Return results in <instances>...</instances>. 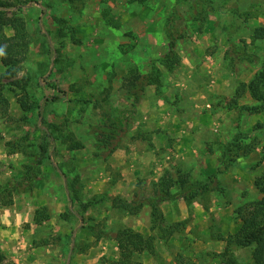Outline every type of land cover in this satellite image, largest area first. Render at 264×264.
I'll list each match as a JSON object with an SVG mask.
<instances>
[{
  "label": "rangeland",
  "instance_id": "obj_1",
  "mask_svg": "<svg viewBox=\"0 0 264 264\" xmlns=\"http://www.w3.org/2000/svg\"><path fill=\"white\" fill-rule=\"evenodd\" d=\"M19 19L28 49L18 51L15 74L0 80V264H117L106 252L112 243L118 249L116 237L127 229L122 215L140 213L119 203L147 202L139 179L131 202L130 192L108 189L122 178L115 163L132 154V172L147 148L158 181L165 172L175 176L178 163L191 160L184 117L193 108L211 120L191 137L212 138L193 148L196 162L215 163L212 143L223 136L214 146L218 166L223 147L244 134L230 157H248L242 154L254 144L261 151L254 169L264 168V109L243 111L261 105L249 94L234 102L239 84L264 67V0H0V40L14 36ZM171 39L180 64L167 71L161 61ZM155 69L162 85L138 91L134 78L153 80ZM51 98L60 100L42 103ZM174 225L164 220L163 239Z\"/></svg>",
  "mask_w": 264,
  "mask_h": 264
},
{
  "label": "crops",
  "instance_id": "obj_2",
  "mask_svg": "<svg viewBox=\"0 0 264 264\" xmlns=\"http://www.w3.org/2000/svg\"><path fill=\"white\" fill-rule=\"evenodd\" d=\"M192 89L188 93H191ZM193 100L191 99L190 101L193 102ZM202 112L198 111L197 108H193L191 113L185 115L184 124L187 134L191 131L190 134L192 133L193 136L198 130L208 128L205 124L207 121L210 123L211 120L208 113ZM201 122L204 124L203 127L201 126ZM176 125L173 128V130L176 129L175 131L178 130ZM188 137L189 135L184 140V149L191 160L182 164L183 166L181 163H178L177 166L182 170L184 169V172L190 173V180L196 178L202 181V179H205L217 168L218 162L216 159H218V155H216L217 151L214 149V146L218 147L216 143L219 141L225 143L227 138L225 139V137L220 136L217 137V140H214V143L211 142L215 163L210 160L211 165L206 163L201 166L200 162L195 161L193 148L204 137L208 140L212 138L210 139L207 133L201 134L197 141ZM201 143L206 144L205 141H200ZM144 151L147 153V148ZM145 153H143L144 156L138 157L141 161H139V165L132 172L130 170L132 169V164L136 162L135 156L129 153L127 155L123 154L120 163H115V167L121 171L122 178L113 185L114 187L108 188L116 194L123 195L125 193L127 198L130 197V192L131 197L128 202H131L134 196L132 192L135 188L134 182H137V179L142 181V188L138 193L140 196L146 197L145 202L147 203L144 202L145 204L140 210L138 217H125L123 214L120 223L122 227H126L144 237L153 236L155 238V255L146 253L133 254L131 262L136 264H176V259L179 255L184 264H221V260L217 256L224 252L226 244L217 240V237L223 236L227 238L236 234L241 228V223L235 219V209L245 204V202L261 199V196L254 187V181L263 173L264 168L256 167L254 169L253 166L260 161L261 151L256 149L248 157L237 159L235 166L230 167L218 177L221 192L205 194L188 203H185L182 199L159 203L162 218L168 224H177L188 220L184 228H181L173 233L172 236L165 239L158 238L159 236L156 232L151 231V208L148 202L153 200V184L158 181L159 176L152 170L153 165L150 163L151 156ZM210 153L209 149L207 153L209 159ZM262 164L264 166V162ZM177 191V188H174L171 192L174 194ZM115 211L118 210L112 208L110 211L113 219L114 216H117V214H114ZM7 232H9V235L12 234L8 230ZM109 247H112L113 252L109 248V251L106 252V254L109 253L107 257L111 259L112 263H117L120 258L119 250L114 243L111 246L109 245ZM233 253L240 264L252 263L251 248L236 249Z\"/></svg>",
  "mask_w": 264,
  "mask_h": 264
},
{
  "label": "trees",
  "instance_id": "obj_3",
  "mask_svg": "<svg viewBox=\"0 0 264 264\" xmlns=\"http://www.w3.org/2000/svg\"><path fill=\"white\" fill-rule=\"evenodd\" d=\"M16 21V20H15ZM18 22L14 24L11 23L15 34L12 38L2 37L0 40V51L3 52L2 55V65L7 69L6 75L0 77V80L3 78H7L10 74H15L16 64L20 63L19 53L18 51L22 49V52H27L28 43H27V35L24 31L25 24L22 20H17ZM49 55L52 59V65L56 63L55 51L49 45ZM169 51L167 56L161 61V65L167 69V71H171L174 67L180 64V58L177 56L176 42L174 40H170L169 43ZM155 76L153 80L151 76H136L134 78L135 81H140V89L138 91L143 92L145 86L155 85L160 87L162 85L161 82V73L158 69L154 70ZM138 85V87H139ZM141 85L144 86L141 88ZM245 94H249L251 99L254 101L261 103L260 106L256 107H245L243 111L258 113L264 109V67L260 72L256 73L253 79L249 84H239L236 90V97L234 102L237 99L243 97ZM0 98L3 100L1 91ZM60 100V98H51L50 100L45 99L42 103L46 104L49 101L56 102ZM21 109L24 113H27V108L24 105V102H19ZM40 107H37L40 110ZM38 129H41L45 136L48 134L47 130L44 129V122L42 120V115L38 112ZM264 129V124L258 125V130ZM247 139V135L238 134L234 136L230 142L223 147V154L219 161V165L217 168L205 179L202 181H191L189 174L184 172L182 169H176L175 176L170 172H165L162 178L159 179L157 183L153 185V200L148 202V205L151 208V231L152 232H160L159 237L161 238V227L164 226V220L162 218V214L159 209V203L163 201H172L176 199H182L185 203H188L198 197L214 193L221 192L220 184L218 182V177L223 174L233 163H235L238 159V156L230 157L233 154L234 150L240 151L239 143L240 141ZM80 147V146H78ZM255 149V145H251V147L246 148L242 155L246 156L252 153ZM56 172L65 179V176L61 173V171L54 167ZM254 187L261 195V199L255 202L245 203L242 207H239L235 210V219L241 223V228L239 231L227 238L223 236H218L217 240L225 242L226 248L222 254L217 256L221 260V264H240L235 255L234 250L236 249H246L251 248L252 253V264H264V176H260L255 179ZM177 188L178 191L176 193H172L171 191ZM66 192L68 190V184L65 182ZM69 207L72 206V201L70 199L69 194H67ZM136 197V196H135ZM120 208L128 211L132 214H138V212L142 209L143 203L136 205L135 202L127 203L125 201H121L119 203ZM115 207H118L115 205ZM69 208V213H72V210ZM36 215H40V212H36ZM36 216V217H37ZM35 221L37 222L36 218ZM186 226V222L178 223L173 226L174 231L180 230V228H184ZM172 232L168 235H164V239L172 236ZM116 241L118 243V249L120 252V258L117 264H136L131 262V258L133 254H150L155 255V238L153 236L144 237L141 234L135 233L130 229H124L118 233L116 237ZM176 264H184L180 256L178 255L176 259Z\"/></svg>",
  "mask_w": 264,
  "mask_h": 264
},
{
  "label": "clouds",
  "instance_id": "obj_4",
  "mask_svg": "<svg viewBox=\"0 0 264 264\" xmlns=\"http://www.w3.org/2000/svg\"><path fill=\"white\" fill-rule=\"evenodd\" d=\"M0 55H3V52L2 51H0Z\"/></svg>",
  "mask_w": 264,
  "mask_h": 264
}]
</instances>
